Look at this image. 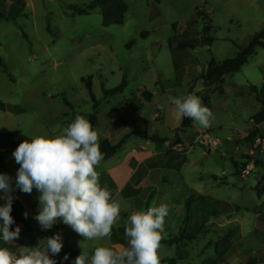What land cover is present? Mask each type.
<instances>
[{
  "label": "rangeland",
  "instance_id": "374dc122",
  "mask_svg": "<svg viewBox=\"0 0 264 264\" xmlns=\"http://www.w3.org/2000/svg\"><path fill=\"white\" fill-rule=\"evenodd\" d=\"M91 1L25 0L23 6L18 0H0V12L12 19L0 18V56L6 66H0V148H5L0 152V173L13 178V188L19 165L12 153L19 143L34 136H54L76 115L89 119L94 112L83 78H92L100 102L95 129L99 139L118 144L128 136L116 157L103 160L97 168L100 185L125 206L120 223L110 237L91 241L66 225L59 264L65 254L66 264H73L81 251L91 256L98 246H126L128 215L146 210L153 202L169 208L159 249L161 264L263 262L264 195L259 197L256 187L264 173V123L262 138L252 142L245 138L254 128L252 118L264 98L259 92L264 87V49L257 48L239 72L225 75L218 85L205 86L203 75L212 59L222 63L235 58L264 29V0H125L129 10L124 24L109 27L103 25L100 11L89 15L72 11L86 9ZM205 24L211 25L212 33L205 32ZM178 46L187 48L177 50ZM123 80L127 88L122 93L105 96L104 89H113ZM187 94L199 96L210 107L215 116L211 126L204 129L194 123L176 132L182 149L177 151V145L169 151L186 153L174 154L170 162L163 158L137 195H120V177L112 175L117 159L133 150L137 154L165 151L163 143L148 142L137 133L168 132L169 119L175 120L168 111L170 98ZM128 103L135 108L122 112ZM6 105L22 111L4 112ZM114 110L119 112L112 119ZM112 124L123 129L121 136L111 137ZM181 126L182 121L178 130ZM205 135L220 140L216 148L204 143ZM244 163L248 164L243 169ZM248 167L251 172L246 175ZM12 196L19 199L17 189ZM21 197L30 222L12 225V230L21 228L15 241L5 243L0 238V247L17 254L20 246L36 247L41 239L57 233L53 227L42 230L34 219L38 195ZM4 203L0 199V205ZM182 232L193 239L168 243Z\"/></svg>",
  "mask_w": 264,
  "mask_h": 264
},
{
  "label": "clouds",
  "instance_id": "9594fccd",
  "mask_svg": "<svg viewBox=\"0 0 264 264\" xmlns=\"http://www.w3.org/2000/svg\"><path fill=\"white\" fill-rule=\"evenodd\" d=\"M172 117L192 120L207 129L215 119L213 112L194 94L171 97ZM19 165L15 177L0 173V192L5 203L0 205V238L5 243L19 238L21 228L16 226L12 213V193L19 189L25 194L36 190L38 214L34 219L42 230L51 229L57 221L72 228L84 240H102L110 237L114 226L125 210L120 200L99 182L97 168L104 159L100 151L99 134L85 116L74 120L54 136H34L25 139L13 151ZM169 208L155 202L146 210L132 211L124 222L126 246L95 247L91 256L85 251L73 264H161L159 249L165 238L166 217ZM27 213H24L27 218ZM63 249L59 233L43 238L36 247L20 246L18 254L0 247V264H57L52 257ZM65 254L64 260H68Z\"/></svg>",
  "mask_w": 264,
  "mask_h": 264
},
{
  "label": "trees",
  "instance_id": "16d2710c",
  "mask_svg": "<svg viewBox=\"0 0 264 264\" xmlns=\"http://www.w3.org/2000/svg\"><path fill=\"white\" fill-rule=\"evenodd\" d=\"M18 1L22 3L23 6H26L25 0H18ZM128 10H129V7L125 0H92L91 4L86 9L72 8V11H74L78 15H89L93 12L100 11L103 14V25L105 27L124 24ZM0 18L7 19L9 21L12 20L10 17H7L2 12H0ZM211 29L212 28L210 24H205V32L212 33ZM142 36L148 37L149 33H144L142 34ZM24 37L27 38V35L25 33H24ZM184 48H187V46L186 47L178 46L177 50H183ZM257 48L264 49V29L261 30L260 32H257L252 37L249 45L243 50H241L235 58L227 59L223 61L222 63H217L214 59H212V61L209 64L206 74L203 75L205 86L211 87V86L218 85L222 82L225 75L239 72L242 69V67L247 63L248 59L256 53ZM0 66L6 69V66H4L1 56H0ZM82 81L86 84V87L92 97V100L94 101V107H93L94 112L89 115V121L91 122L93 128L96 129L98 126V116L97 115H98V108H99L100 102L96 99V96L93 93L92 78H83ZM126 88H127V82L126 80H123L119 86L113 89H104V93L106 97L115 96L117 94L122 93ZM218 89H219L220 94L224 93L223 87H219ZM253 90L255 92L258 91L257 87H253ZM259 92L263 94L264 87H262V89ZM146 99L149 100L150 97H147ZM260 103H261V110L257 114H255L252 118L254 122V128L250 130L249 136L245 138L248 142L254 141V138H256L257 136L258 137L261 136V133H262L258 126L264 123V98L261 100ZM125 107L132 108L135 106H132L128 103V104H125L123 108L125 109ZM14 108L15 109L19 108L20 111H22L20 107H17V106L13 107L12 105L8 106V109L12 111L14 110ZM118 112L119 110H114L111 113V118L114 119L113 115H116ZM193 124L194 122L192 120L185 118L182 120L181 128L179 130H176V132L177 133H179L180 131L184 132L186 129L192 128ZM127 137L128 136L124 137L122 141L118 144H112L108 139H99L100 151L104 155L103 160H108L112 158L113 156H115L117 151L122 147V144L124 143ZM140 137H144L147 139H153V140L158 139L156 136H140ZM260 138H262V136ZM184 153H186V151L178 152L176 154L180 155ZM248 159L249 161H251L252 157L248 156ZM233 164L235 165L237 169V174L239 175L240 173L239 164L235 161L233 162ZM247 164L248 163L242 164L243 169L247 166ZM178 165L180 167L181 163ZM17 192L19 193V195L25 194L21 192L19 189H17ZM32 193L39 195L36 192V190H33ZM256 193L259 197L264 195V173L262 175L261 181L256 187ZM24 211H25V208L20 202V200L18 198H14L13 204H12L11 215L13 216L16 224L27 225L30 222V218L28 215H27V218H25ZM65 227L66 225L63 224L62 221H59V220L53 226L55 230L64 229ZM179 235L180 236H176L174 239L168 240V243H170V245H173L175 243L180 242L181 240H185V239L192 240L193 239V237H191L190 234H186L184 232L180 233ZM258 264H264V259H263V262H260Z\"/></svg>",
  "mask_w": 264,
  "mask_h": 264
},
{
  "label": "crops",
  "instance_id": "0c3cea01",
  "mask_svg": "<svg viewBox=\"0 0 264 264\" xmlns=\"http://www.w3.org/2000/svg\"><path fill=\"white\" fill-rule=\"evenodd\" d=\"M254 87H257V86H254ZM153 96H154V93H152V97ZM132 108H135V107H132ZM125 110H126V107L125 109L124 108L121 109L122 112H126ZM172 110L173 109L171 108L168 111L170 112ZM2 111L4 112L8 111L7 105L4 109L2 108ZM181 121H177V120L172 121L169 119V122L171 123L168 124V127H167L168 132H166L164 135H161L160 133L156 135H146V134L144 135L142 133H137L139 134L137 136H156L158 138L157 140L147 139V138L146 139L148 140V142H151V143H155V142L163 143L165 146V151H160L157 153L146 152L142 154H137V152L133 150L132 153L126 152L124 154H121L120 157L116 161V164L114 166L115 168L112 169V175L114 177H120L119 179L120 183H118L119 185L117 186V191L120 195H123L125 198H127L128 196L132 197V196L137 195L139 191L142 190L143 188L142 185L145 183L146 177L149 175L150 171L153 172L156 166L162 165L163 158H165L166 161L170 162L173 155L178 153L176 151H169V150L175 147L173 146V142H175V140L179 138V136L176 133V130H178V128L180 127ZM112 126L115 129H114V135L110 133L111 137L121 136L123 129L121 128L117 129L113 124ZM261 126L262 125L258 127L260 128ZM178 145L180 147L176 148V150L181 151L182 145L181 144H178ZM1 151H5V148H0V152ZM116 155L117 153L112 158L116 157ZM112 158L108 160H111ZM182 165L183 164H181L180 167L179 165H177V167H179V170L182 168ZM21 196L22 195L19 196V200L25 208V211H24L25 213L27 206L22 202ZM147 206L149 207L150 205L147 204ZM62 264H66V261L62 260Z\"/></svg>",
  "mask_w": 264,
  "mask_h": 264
},
{
  "label": "water",
  "instance_id": "95a60500",
  "mask_svg": "<svg viewBox=\"0 0 264 264\" xmlns=\"http://www.w3.org/2000/svg\"><path fill=\"white\" fill-rule=\"evenodd\" d=\"M204 140L207 141L211 145V148H216V145L220 142L219 139L211 138V136H209V135H205ZM178 144H181V140H179V139H177L175 142H173V146H176Z\"/></svg>",
  "mask_w": 264,
  "mask_h": 264
},
{
  "label": "built area",
  "instance_id": "2783aa9c",
  "mask_svg": "<svg viewBox=\"0 0 264 264\" xmlns=\"http://www.w3.org/2000/svg\"><path fill=\"white\" fill-rule=\"evenodd\" d=\"M158 117H159V114L157 113V114L155 115V119L158 118ZM204 143H208V142L204 140ZM252 162H253V161H252ZM249 167H250V166H249ZM249 167H248V169H245V170H244V174H246V175H249V174H250L251 169H249ZM253 167H254V165H253ZM56 232L59 233V234L62 236L63 229H59V230H57ZM53 259H55V260L57 261V264H59V254L55 255Z\"/></svg>",
  "mask_w": 264,
  "mask_h": 264
}]
</instances>
